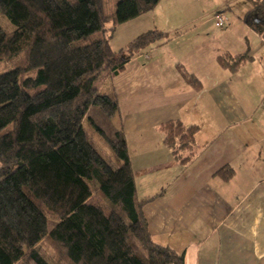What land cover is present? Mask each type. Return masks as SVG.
Instances as JSON below:
<instances>
[{
  "label": "trees",
  "instance_id": "obj_1",
  "mask_svg": "<svg viewBox=\"0 0 264 264\" xmlns=\"http://www.w3.org/2000/svg\"><path fill=\"white\" fill-rule=\"evenodd\" d=\"M115 1L108 15L105 0H0L12 26L8 31L0 24V62L20 59L0 73V264H51L38 249L45 238L65 264H184L182 254L149 232L117 121L118 97L97 86L105 72L119 73L170 34L151 29L114 50L117 26L160 0ZM242 19L264 33V0ZM248 58L246 52L218 61L236 69ZM185 77L201 87L194 74ZM161 129L165 144L187 162L198 127L175 120ZM91 135L103 142L115 167ZM219 173L229 179L233 170ZM92 183L108 212L92 201Z\"/></svg>",
  "mask_w": 264,
  "mask_h": 264
},
{
  "label": "crops",
  "instance_id": "obj_2",
  "mask_svg": "<svg viewBox=\"0 0 264 264\" xmlns=\"http://www.w3.org/2000/svg\"><path fill=\"white\" fill-rule=\"evenodd\" d=\"M260 1L160 0L130 20L131 39L117 47L112 38L111 45L119 50L151 29L169 40L97 82L100 92L118 97L149 232L184 264H264V33L242 19ZM246 52L236 69L218 61ZM175 120L198 127L185 163L161 129ZM224 168L233 170L229 179L219 173Z\"/></svg>",
  "mask_w": 264,
  "mask_h": 264
},
{
  "label": "rangeland",
  "instance_id": "obj_3",
  "mask_svg": "<svg viewBox=\"0 0 264 264\" xmlns=\"http://www.w3.org/2000/svg\"><path fill=\"white\" fill-rule=\"evenodd\" d=\"M112 3V4H111ZM106 4V13L108 15L112 14L115 10L116 1L115 0H105ZM0 24L8 31L12 30V26L6 19V17L0 12ZM135 22L127 21L125 23H122L117 26L116 30L113 32L114 35H112L113 39V45L119 47L122 45V43H126L129 39H131V33L132 27L134 26ZM124 45V44H123ZM20 62L19 58L16 59H8L0 62V73L5 72L15 66L18 65ZM29 75L34 76L35 72L29 73ZM91 139L95 143L96 148L98 151L108 160L112 166L115 167L114 163L112 162L110 153L108 149H106L103 142H101L95 135H91ZM92 189H93V196L92 201L95 203H98L102 205L105 209V211H109L108 205L106 202H104L103 198L98 193V186L96 183H92ZM54 224V221L50 220V226ZM38 249L40 252L49 260L51 264H65L64 260L62 259V256L59 254V250L56 248V246L47 238H45L39 245Z\"/></svg>",
  "mask_w": 264,
  "mask_h": 264
},
{
  "label": "built area",
  "instance_id": "obj_4",
  "mask_svg": "<svg viewBox=\"0 0 264 264\" xmlns=\"http://www.w3.org/2000/svg\"><path fill=\"white\" fill-rule=\"evenodd\" d=\"M216 19H217V24H218V25H222V24L224 23V21H225L224 16L221 15V14H218V15L216 16Z\"/></svg>",
  "mask_w": 264,
  "mask_h": 264
}]
</instances>
